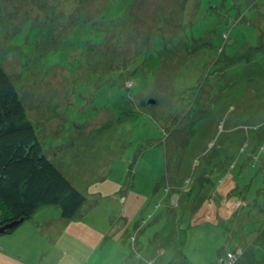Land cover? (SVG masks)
I'll return each instance as SVG.
<instances>
[{
  "label": "rangeland",
  "instance_id": "obj_1",
  "mask_svg": "<svg viewBox=\"0 0 264 264\" xmlns=\"http://www.w3.org/2000/svg\"><path fill=\"white\" fill-rule=\"evenodd\" d=\"M0 66L86 197L0 264L40 262L39 221L59 264H264V0H0Z\"/></svg>",
  "mask_w": 264,
  "mask_h": 264
},
{
  "label": "trees",
  "instance_id": "obj_2",
  "mask_svg": "<svg viewBox=\"0 0 264 264\" xmlns=\"http://www.w3.org/2000/svg\"><path fill=\"white\" fill-rule=\"evenodd\" d=\"M132 81L127 77L125 84ZM85 203L86 197L45 154L14 84L0 66V227L24 222L49 206L58 207L61 218L73 220Z\"/></svg>",
  "mask_w": 264,
  "mask_h": 264
},
{
  "label": "crops",
  "instance_id": "obj_3",
  "mask_svg": "<svg viewBox=\"0 0 264 264\" xmlns=\"http://www.w3.org/2000/svg\"><path fill=\"white\" fill-rule=\"evenodd\" d=\"M62 174L64 175V173H62ZM226 187L228 189H230V188L232 189L233 187H235V189H236V185H234V184L230 185V183L227 184ZM55 222H56V220H55ZM36 223L38 224L41 236L43 238H47V240H48V248H49L48 251H45V250H42V249L40 250V257H41L40 259L41 260L37 264H41L43 261H44L43 264H59L62 261V259L64 258V256H66V254H67L66 251L63 250V248H62L63 243H64L63 242V224L55 225L54 222L51 223V226H52L51 228L54 227V229L51 230L50 235H49V234H47V232L44 229V227L47 225V223L40 222V221L36 222ZM109 236H111L110 233H109ZM106 240H107V238L105 239L104 242H106ZM27 243L28 242H26L25 244H27ZM59 243H61V244L58 246ZM110 250H108V252ZM57 251L59 252V254L57 253ZM56 254L58 256H56L54 259H48V257H54V255H56ZM94 258H95V255L91 256V258L88 260V264H93L91 262V260L94 259ZM77 264H80V262L78 261Z\"/></svg>",
  "mask_w": 264,
  "mask_h": 264
},
{
  "label": "water",
  "instance_id": "obj_4",
  "mask_svg": "<svg viewBox=\"0 0 264 264\" xmlns=\"http://www.w3.org/2000/svg\"><path fill=\"white\" fill-rule=\"evenodd\" d=\"M152 103H154V100H148V104H152ZM21 223H22V221L20 220V221H17V222H13V223L7 224V225H5L3 227H0V235H4L6 230L15 229Z\"/></svg>",
  "mask_w": 264,
  "mask_h": 264
},
{
  "label": "built area",
  "instance_id": "obj_5",
  "mask_svg": "<svg viewBox=\"0 0 264 264\" xmlns=\"http://www.w3.org/2000/svg\"><path fill=\"white\" fill-rule=\"evenodd\" d=\"M230 259H232V255H231V254H228L226 260L231 261ZM226 260H224V262H225Z\"/></svg>",
  "mask_w": 264,
  "mask_h": 264
}]
</instances>
